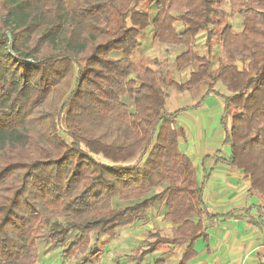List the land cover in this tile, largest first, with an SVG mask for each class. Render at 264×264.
<instances>
[{"label":"trees","instance_id":"1","mask_svg":"<svg viewBox=\"0 0 264 264\" xmlns=\"http://www.w3.org/2000/svg\"><path fill=\"white\" fill-rule=\"evenodd\" d=\"M229 3L231 13L222 0H0V264L43 263L57 248L101 263L103 239L155 210L171 233L148 231L127 260L192 263L204 216H218L203 199L214 168L199 178L180 150L167 88L205 84L194 107L221 98L231 153L204 161L235 166L262 198L257 217H222L264 231V0ZM145 38L184 47L173 72L197 68L177 79L157 58L137 61Z\"/></svg>","mask_w":264,"mask_h":264},{"label":"crops","instance_id":"2","mask_svg":"<svg viewBox=\"0 0 264 264\" xmlns=\"http://www.w3.org/2000/svg\"><path fill=\"white\" fill-rule=\"evenodd\" d=\"M190 91L198 92L194 103L180 104L176 102L179 95L174 94L175 99L168 96L165 105L170 103L169 112L181 111L176 118V126L183 130L179 148L191 158L199 178L203 175L204 165L208 171L214 168L203 191V199L210 212L218 215L212 219L204 216L207 239L197 242L198 255L191 264H260L264 261V231L247 221L222 215L230 212L244 214L246 208L253 207L251 215L257 217L255 206L262 203L261 196L250 190L247 179L235 166L216 165L212 159L204 161L206 156L214 155L220 149L223 156L228 157L231 153L229 147L223 146V101L212 94L194 107L208 93L207 86L200 84Z\"/></svg>","mask_w":264,"mask_h":264},{"label":"rangeland","instance_id":"3","mask_svg":"<svg viewBox=\"0 0 264 264\" xmlns=\"http://www.w3.org/2000/svg\"><path fill=\"white\" fill-rule=\"evenodd\" d=\"M223 9L227 12L231 13V4L229 0H222ZM235 27L237 28V20H233ZM205 37L202 36L198 40L197 47L201 48L203 51V41ZM144 45L140 52H138L136 56V60L143 58L145 61L153 65L155 68L157 65L153 64V58H157L160 62H162V66L159 65V69L163 70L166 73V77H170L173 75L177 79H187L186 77L189 75V72L196 69L198 64L195 66L187 69L186 71L182 72V74H177L176 72L172 71V66L167 63H171L177 55L181 54L184 47L180 49H176L171 46H165L158 43L156 40H151V38H145L143 40ZM215 39V43H216ZM217 48V47H216ZM170 54V55H169ZM170 57V58H168ZM169 72V73H168ZM167 93H169V98L174 100V94H178L179 98L176 99V102L182 104L185 103H194V97L197 96V91L193 92L190 90H184L183 92L176 91L173 88H167ZM165 110L169 112L170 110V103L165 105ZM176 112V111H175ZM152 221L143 222L138 224L135 227H131L125 230H119L118 236L114 240L110 239H103V242L99 245L100 248H103V257L101 263H88V264H131L126 255H129L132 248L136 245H141L144 243L145 238L148 236L150 230H157L161 228L162 232L166 234L171 233V224H168L163 220V216L159 210L153 211V217L151 218ZM43 261L47 262L48 264H75L78 262V259L69 260L62 256L60 249L49 250L46 253L42 254ZM151 259L148 257V260ZM147 260V261H148Z\"/></svg>","mask_w":264,"mask_h":264},{"label":"built area","instance_id":"4","mask_svg":"<svg viewBox=\"0 0 264 264\" xmlns=\"http://www.w3.org/2000/svg\"><path fill=\"white\" fill-rule=\"evenodd\" d=\"M38 264H48V263H46V262H43V263H38Z\"/></svg>","mask_w":264,"mask_h":264}]
</instances>
